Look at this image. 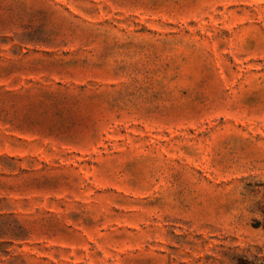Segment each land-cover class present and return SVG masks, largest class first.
I'll use <instances>...</instances> for the list:
<instances>
[{
	"label": "rangeland",
	"instance_id": "374dc122",
	"mask_svg": "<svg viewBox=\"0 0 264 264\" xmlns=\"http://www.w3.org/2000/svg\"><path fill=\"white\" fill-rule=\"evenodd\" d=\"M264 0H0V264H264Z\"/></svg>",
	"mask_w": 264,
	"mask_h": 264
},
{
	"label": "trees",
	"instance_id": "16d2710c",
	"mask_svg": "<svg viewBox=\"0 0 264 264\" xmlns=\"http://www.w3.org/2000/svg\"><path fill=\"white\" fill-rule=\"evenodd\" d=\"M262 229L264 231V225L262 226ZM237 264H254L252 262L247 261L246 259L240 258L237 262Z\"/></svg>",
	"mask_w": 264,
	"mask_h": 264
}]
</instances>
